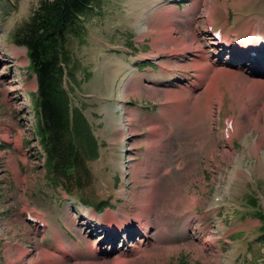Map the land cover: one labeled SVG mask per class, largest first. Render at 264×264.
Returning <instances> with one entry per match:
<instances>
[{"label": "rangeland", "instance_id": "374dc122", "mask_svg": "<svg viewBox=\"0 0 264 264\" xmlns=\"http://www.w3.org/2000/svg\"><path fill=\"white\" fill-rule=\"evenodd\" d=\"M38 1L0 0L1 262L264 264L261 222L248 204L264 211V54L223 63L229 49L214 56L202 30L214 17L217 26L228 22L233 39H262L264 0H97L85 42L71 38L69 48L80 82L73 105L100 146L71 177L49 172L35 140V75L14 40ZM127 70L116 95L114 80ZM224 116L236 118L230 144ZM155 184L163 192L146 209L144 193ZM100 201L111 207L97 210ZM88 220H109L118 234L106 237ZM203 235L212 241L203 245Z\"/></svg>", "mask_w": 264, "mask_h": 264}, {"label": "trees", "instance_id": "16d2710c", "mask_svg": "<svg viewBox=\"0 0 264 264\" xmlns=\"http://www.w3.org/2000/svg\"><path fill=\"white\" fill-rule=\"evenodd\" d=\"M95 2L41 0L30 20L16 32L17 42L28 48L30 69L39 81L36 105L41 110L42 124L38 133L48 154V164L61 168L68 177L79 166L80 154L85 153L83 137L92 145L94 142L85 117L78 111L73 115L71 111L64 75L71 59L70 39H84L83 18ZM67 71L68 75H73L72 70ZM256 215L262 221L260 239L264 241V213L257 212Z\"/></svg>", "mask_w": 264, "mask_h": 264}, {"label": "bare ground", "instance_id": "6f19581e", "mask_svg": "<svg viewBox=\"0 0 264 264\" xmlns=\"http://www.w3.org/2000/svg\"><path fill=\"white\" fill-rule=\"evenodd\" d=\"M243 15H245V14H243ZM211 17H212V15H211ZM241 18H242V16H241ZM243 19H244V17H243ZM213 20V19H212ZM212 20H210L209 21V23L210 22H212ZM211 24V23H210ZM170 28V27H169ZM254 31H255V29H254ZM258 31V30H257ZM259 31H261V32H263L264 31V21H263V29H260ZM230 35V34H229ZM226 36V38H223V41H225V40H227V39H230L231 40V38H230V36ZM240 34H238V35H236L235 34V37H236V39L238 38V41L241 43V47L239 48V50L238 51H245L246 49V47H254V49H259V50H261V49H263V45H264V39H262V41H263V43H261L260 41H261V39H254V38H256V37H251L252 35H250V36H245V37H243L245 40V42H243V38L242 37H240L239 36ZM257 35V34H256ZM232 44L235 42V39H233L232 41ZM211 43H216V42H211ZM231 45V44H230ZM232 51V50H231ZM21 53V49H17V50H12L11 51V56L13 57V56H16L17 54H20ZM240 53V52H239ZM206 54V53H205ZM204 54V55H205ZM201 56V55H200ZM209 60V59H208ZM214 60V59H213ZM231 60V59H230ZM23 62V61H22ZM119 63V62H118ZM121 64V63H120ZM121 66V65H120ZM119 66V67H120ZM116 68H117V66H116ZM119 69H121V68H118V69H116L115 71L117 72ZM225 72V71H224ZM129 73V70H127V71H125V72H121V73H119L117 76H116V78H115V80H114V90H115V93H116V95H119L120 93H119V90L121 89L120 88V86H121V84L123 83V81H124V78H126V75ZM219 74V73H218ZM222 75H224V74H222ZM220 77V76H219ZM222 77V76H221ZM221 82V81H220ZM223 82V81H222ZM213 83V82H212ZM217 84V83H216ZM218 85V84H217ZM120 88V89H119ZM215 90V89H214ZM214 90L212 91V90H209L208 92H214ZM210 94V93H209ZM121 95V94H120ZM221 100V99H220ZM179 108V107H178ZM118 109L121 111V110H123V106H118ZM122 114H125V112H121ZM179 117V116H178ZM177 117V118H178ZM122 118V117H121ZM121 121H123V119L121 120ZM234 121H236V118L234 117ZM124 124V123H123ZM236 127H235V135H236ZM233 137V136H232ZM232 137H231V139H232ZM231 142V140L229 141V143ZM161 145L162 146H165L166 144L165 143H161ZM165 148V147H164ZM125 157H127V155H125ZM163 192V188H162V186L161 185H159V186H157L156 184L155 185H153V188H151L149 191H147V192H145L144 194H145V196L147 197V198H149V201L148 202H146L147 203V207H146V209H149V208H151V206L153 205V202L155 201V199H157V195L158 194H161ZM182 195V194H181ZM179 197V196H178ZM183 197V196H182ZM187 197V196H186ZM143 199H144V197H143ZM179 199V198H178ZM135 200V199H134ZM146 200V199H145ZM144 201V200H143ZM147 201V200H146ZM182 201V200H181ZM173 202H175V201H173ZM180 202V201H179ZM181 203V202H180ZM131 205V204H130ZM179 207V206H178ZM151 210V209H150ZM142 211H143V209H142ZM141 211V212H142ZM159 212V211H158ZM154 213V212H153ZM140 215H142V216H144L143 214H140ZM147 215V214H146ZM90 216V215H89ZM125 217V216H124ZM88 218H90V217H88ZM141 218V217H140ZM139 218V219H140ZM149 219V218H148ZM156 219V218H155ZM147 220V219H146ZM149 221V220H148ZM155 221V220H154ZM104 222V226L105 227H107V226H109V222H107V221H103ZM157 223V222H156ZM44 225H45V229H47L48 228V223H47V221H46V223L44 222ZM104 226H102V227H104ZM111 226V225H110ZM104 229V228H103ZM166 240V239H165ZM202 244L203 245H206V244H208V243H210V241H212V237L211 236H208V235H203L202 236ZM89 243V242H88ZM92 245V244H91ZM64 247L63 246H59V247H57L56 248V250H58V251H60L59 253H63V252H65V250L66 249H63ZM98 248V247H97ZM123 257H117L114 261H113V264H115L116 262H120V261H123Z\"/></svg>", "mask_w": 264, "mask_h": 264}, {"label": "crops", "instance_id": "0c3cea01", "mask_svg": "<svg viewBox=\"0 0 264 264\" xmlns=\"http://www.w3.org/2000/svg\"><path fill=\"white\" fill-rule=\"evenodd\" d=\"M62 245V244H61Z\"/></svg>", "mask_w": 264, "mask_h": 264}]
</instances>
